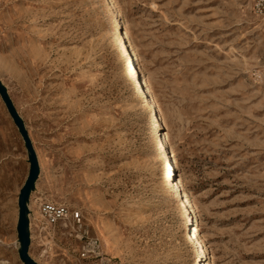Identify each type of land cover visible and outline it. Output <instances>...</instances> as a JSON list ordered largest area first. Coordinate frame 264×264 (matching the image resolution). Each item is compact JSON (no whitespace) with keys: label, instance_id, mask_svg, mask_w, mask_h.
Returning <instances> with one entry per match:
<instances>
[{"label":"rangeland","instance_id":"374dc122","mask_svg":"<svg viewBox=\"0 0 264 264\" xmlns=\"http://www.w3.org/2000/svg\"><path fill=\"white\" fill-rule=\"evenodd\" d=\"M256 3L115 0L162 118L177 198L173 186V196L160 189L164 160L153 138L161 127L152 130L145 97L135 95L102 0H0V83L39 166L29 201L35 262L80 264L69 222L41 216L49 202L80 212L110 264H264V9ZM28 170L0 98V264H23L17 200ZM191 225L201 258L186 240Z\"/></svg>","mask_w":264,"mask_h":264},{"label":"bare ground","instance_id":"6f19581e","mask_svg":"<svg viewBox=\"0 0 264 264\" xmlns=\"http://www.w3.org/2000/svg\"><path fill=\"white\" fill-rule=\"evenodd\" d=\"M102 4L106 6L108 10V16L111 19V24L113 26V36H114V46L121 53L122 65L123 69L130 79L132 83H136V88L139 91H135L136 97L144 96L143 105L146 108L149 114V120L152 122V130L157 131V128L161 127L160 131H157L156 137L153 138L155 148L158 151L157 159L159 162L164 160V172L162 176V187L160 189H167L170 196L172 195V191L169 189L170 186H173L175 191L178 192L177 198L182 196L180 182L172 178V169L175 170V163L170 159V152L167 147V143L165 141V135L163 132V122L162 118L159 117L157 106L150 95H148V90L145 84L142 82L140 75L138 74L137 67L135 65V61L133 55L129 49V44L127 41V36L124 32L123 25L120 20L119 10L115 5V0H102ZM156 123V125L154 124ZM162 154V155H161ZM185 196L181 198L182 206L185 207L184 215H190L192 213L191 208L189 207V203L185 200ZM180 200V199H179ZM180 202V201H179ZM185 216V217H186ZM191 220V219H190ZM31 228V223H30ZM188 232L186 233V240L190 242L193 246V252L197 254V257L201 258V251L199 249V241L197 239L198 228L197 226H190L188 228ZM197 264H204L200 259H197Z\"/></svg>","mask_w":264,"mask_h":264},{"label":"water","instance_id":"95a60500","mask_svg":"<svg viewBox=\"0 0 264 264\" xmlns=\"http://www.w3.org/2000/svg\"><path fill=\"white\" fill-rule=\"evenodd\" d=\"M0 98L5 105V108L12 119L14 125L16 126L24 147L26 149L28 155V164L29 170L27 177L22 185L18 200H17V207H18V217H17V236H18V243H19V251L18 256L20 261L23 264H38L29 256V248L31 244L30 240V221H29V208L28 203L31 196L32 191L34 190V184L38 178L39 174V166L37 162V158L27 132L25 130L23 121L17 114L5 88L0 83Z\"/></svg>","mask_w":264,"mask_h":264},{"label":"built area","instance_id":"2783aa9c","mask_svg":"<svg viewBox=\"0 0 264 264\" xmlns=\"http://www.w3.org/2000/svg\"><path fill=\"white\" fill-rule=\"evenodd\" d=\"M256 8L260 11L263 10L264 0H257ZM39 211L48 224H56L63 220L69 222L68 226H70L73 235L71 237L79 243L77 251L79 262L82 264H110V261L103 256L97 240L88 236L80 212L62 204L49 202H41Z\"/></svg>","mask_w":264,"mask_h":264},{"label":"crops","instance_id":"0c3cea01","mask_svg":"<svg viewBox=\"0 0 264 264\" xmlns=\"http://www.w3.org/2000/svg\"><path fill=\"white\" fill-rule=\"evenodd\" d=\"M30 199H31V196H30ZM30 199H29V201H30ZM28 208H29V203H28ZM29 212H30V214H29V221L31 220L30 219V216H31V209H29ZM31 222V221H30ZM32 236H30V240L32 241ZM80 264H82L81 262H80Z\"/></svg>","mask_w":264,"mask_h":264}]
</instances>
